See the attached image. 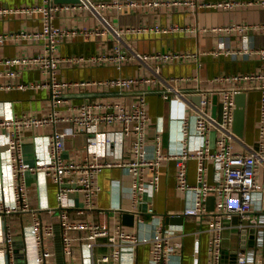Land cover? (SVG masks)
I'll use <instances>...</instances> for the list:
<instances>
[{"label":"built area","instance_id":"obj_1","mask_svg":"<svg viewBox=\"0 0 264 264\" xmlns=\"http://www.w3.org/2000/svg\"><path fill=\"white\" fill-rule=\"evenodd\" d=\"M261 4L264 0H81L80 2H56L44 0L41 4H30L16 7L0 6V14L25 13L40 15L42 24L39 28H23L0 31V47L7 43L37 44L40 49L34 53L17 56H0V89H49L51 110L48 114L24 112L20 114L0 115V141L6 136L11 152L13 177L12 202L0 200V215L5 217L6 241L8 243L9 260L6 264H18L14 252V240L7 217L13 213L32 210L33 222L30 226L33 233L37 260L47 264L52 252L46 246V239L55 233V224L45 220L44 216L31 209L28 197L29 188L25 180L27 169L36 172L44 171L51 175L58 186V209L61 224L63 249L66 256L72 258L73 240L71 231H83L81 239L88 240L91 248L105 238L108 251L101 255L93 254L92 264H120L126 250L132 252L141 243L151 245L149 264H171V255L184 246V232L179 233L176 227L159 228L154 235L142 236L130 231L120 223L110 224L107 221H96L92 218H74L70 208L83 214L88 208L96 207V199L102 191L98 176L109 167H123L132 180V196L136 201L142 197L148 187L158 189L160 185V167L163 159L174 158L177 167V188L180 191L193 190L195 203L187 206L178 215L203 218L208 223L210 232L209 261L207 264H229L224 246V230L227 219H236L235 226L254 229V243L249 248L238 252L236 264H264V184L261 180V167L264 168V46L253 47L243 45L234 50L226 42L210 51H174L161 50L140 52L129 50L123 46L126 33L135 34H169L173 32H207L209 30L232 33L247 29L263 28L262 24L231 23L221 27H199L197 25L179 24H139L133 26H113L105 17L104 11L116 7L149 6L177 10L183 7H210L232 9L239 5ZM80 9L88 10L101 20L102 25L90 27L62 26L55 23L58 13H75ZM112 33L117 43L112 50L90 55L77 54L60 56L58 48L64 39L78 35H104ZM235 53L237 55L256 54L260 58V67L249 72L218 74L210 78L208 87L193 86L185 89L182 82L200 79L199 75H173L162 77L160 65L165 62L195 60L201 66V56L205 53ZM139 61L149 75H116L99 81H74L61 78L59 68L63 63H91L95 65L114 64L122 67L130 61ZM24 68H37L45 75L38 83L20 81ZM89 83L104 84L123 93L135 86H141L137 97L131 105L118 100H85L80 104L68 103L69 91L73 86ZM151 83L147 89L144 84ZM155 86V87H153ZM160 91L164 98L177 97L185 101L189 114L182 122V147L175 154H166L162 148V137L157 135L155 153L148 151V128L152 116L148 111V92ZM260 92V115L258 119L259 136L255 144L246 143L234 129L235 95L239 92ZM198 93L199 102L192 99ZM219 96L218 112L213 114L214 96ZM67 106L65 113L61 107ZM57 122H69L75 129L55 130L51 135V159L42 164L31 165L24 161L22 154V134L25 129L38 128ZM111 129L102 130L101 126ZM77 132L89 134V154L83 159H65L62 151L66 138ZM200 138L196 146H192V136ZM126 139L129 140V156L125 157ZM114 155L115 158L108 157ZM191 159L198 162V174L195 183L189 179L188 163ZM208 163L216 167V177L210 181L207 176ZM148 173L150 176L148 177ZM80 192L84 195L85 205L67 204L68 195ZM215 195L216 204L209 208L207 201ZM53 214L56 210H46ZM149 211L154 212L151 207ZM105 212V211H103ZM139 223L144 217L138 214ZM70 264H78L71 261Z\"/></svg>","mask_w":264,"mask_h":264},{"label":"crops","instance_id":"obj_2","mask_svg":"<svg viewBox=\"0 0 264 264\" xmlns=\"http://www.w3.org/2000/svg\"><path fill=\"white\" fill-rule=\"evenodd\" d=\"M44 0H0V6L16 7L30 4H41ZM198 1H220V0H198ZM249 1V0H240ZM107 20L116 27L133 26L139 24H179L197 25L199 27H221L231 23L263 24L264 5L250 4L239 5L232 9H219L210 7L190 8L183 7L177 10L164 9L161 7L137 6L118 9L116 7L104 11ZM55 23L62 26L95 27L102 25L98 17L88 10L80 9L75 13H58ZM42 24L40 15H28L25 13L0 14V31L18 30L23 28H39ZM232 46L234 50L243 45L253 47L264 46V27L247 29V31H235L226 33L223 31L209 30L207 32H173L169 34H135L126 33L123 37V46L129 50L140 52H153L161 50L174 51H210L219 47L222 42ZM117 43L112 33L104 35H78L64 39L58 48L60 56L84 54L90 55L102 51H110ZM40 49L37 44L10 42L0 47V56H17L21 54L34 53ZM201 66L195 60L165 62L160 65L162 77L173 75H199L200 79L182 82L180 86L190 89L193 86L208 87L211 85L210 78L218 74L237 72H249L260 67L258 55H244L233 53H205L201 56ZM61 78L74 81H99L116 75H149L144 65L139 61H130L122 67L114 64L95 65L91 63L66 62L58 70ZM45 79V75L37 68H24L19 77L20 81L38 83ZM3 77L0 82H7ZM147 89L152 87L151 83L143 85ZM155 87V86H153ZM141 86H135L126 92L120 93L118 89L104 84L89 83L81 86H73L69 91L68 103L80 104L85 100H118L131 105L137 97ZM148 92V111L152 116L147 138L150 156L155 153V140L157 135L162 137V148L166 154H175L182 147V122L189 108L181 98H164L160 91ZM49 89H0V115L20 114L31 112L35 114H48L51 110V99ZM198 93L192 96L197 101ZM260 92L250 91L248 93V106L246 117V131L243 138L246 143L255 144L258 139V119L260 115ZM65 113L69 112L67 106L61 107ZM218 112V109H217ZM75 129L69 122H57L38 128L25 129L22 134V154L24 161L37 165L46 163L51 159V135L55 130ZM102 130L111 129L101 126ZM89 134L77 132L66 138V145L62 151L65 159H83L88 155ZM200 141L198 136L191 138L192 146ZM130 142L126 139L125 157L129 156ZM11 152L5 135L0 141V200L12 202L13 200V177L11 165ZM115 158L114 155H109ZM189 179L195 183L198 174V162L191 159L188 163ZM216 167L208 163L207 176L210 181L216 177ZM148 177L150 174L148 173ZM25 180L29 188L28 201L31 209L44 216L45 220H51L55 224V233L46 239V246L52 252L47 264H70L75 261L78 264H92L93 254L101 255L108 251L105 238L94 248L88 240L81 239L83 231H71L73 240L72 258L66 256L63 249L61 224L58 209V186L51 175L44 171L36 172L31 169L25 171ZM102 191L96 199V207L88 208L83 214L76 213L70 208L74 218H87L96 221H107L110 224L120 223L124 228L135 231L142 236H153L159 228L176 227L179 233L184 232V246L181 250L171 255V264H207L209 261L210 232L208 223L203 218L193 216L180 217L187 206L195 203L193 190L180 191L177 188V167L174 158L163 159L160 167V185L158 189L148 187L142 197L134 200L132 196V180L123 167L105 168L98 176ZM67 204L85 205L84 195L74 192L68 195ZM216 204L215 195H210L207 201L209 208L213 209ZM54 207L55 212L49 214L46 210ZM153 208L154 212L149 211ZM105 211V212H103ZM133 213L135 219L132 221L123 219V213ZM33 211L13 213L7 217L13 233V240L20 243L21 235L27 239L28 261L27 264H41L37 260V249L35 238L30 226L33 222ZM144 217V223H139L138 214ZM224 230L225 248L227 261L233 262V252L249 248L254 241L248 237L247 245L244 244L243 230L235 226L236 219H227ZM5 217L0 215V264H6L9 260L8 243L6 241ZM250 233V232H249ZM14 243V242H13ZM22 248V244L19 245ZM230 253V254H229ZM151 245L141 243L136 250H126L120 264H149ZM107 264V263H105Z\"/></svg>","mask_w":264,"mask_h":264},{"label":"water","instance_id":"obj_3","mask_svg":"<svg viewBox=\"0 0 264 264\" xmlns=\"http://www.w3.org/2000/svg\"><path fill=\"white\" fill-rule=\"evenodd\" d=\"M55 1L56 2H80L81 0H55ZM96 1H98V0H96ZM200 99H201V96L198 95L197 101L199 102ZM218 100H219V96L216 94L214 96V105H213V114L215 116L217 115ZM235 103H236V107H235V112H234L233 129L239 137L244 138L245 137V131H246L248 93L245 91L237 93L235 95ZM180 217H183V216L180 215ZM123 219L124 220L128 219V220L132 221L133 219H135V217H134L133 213H129L127 211H124ZM235 219H237V217ZM21 236H22L21 237V239H22L21 243H20L19 239H18V242L14 241V243H13L14 244V252H15L16 257L18 258V264H27V261H28V243H27L26 237H24L23 234ZM242 236H243L244 241L246 243L244 245L246 246L247 241H248V237L251 238L252 242L255 239L254 229L250 230V233L248 232L247 229H243ZM21 244L23 246L22 248H20V246H19ZM233 254H234V259H233V262L231 264H236L238 250L234 251ZM226 256H227V254H226ZM224 264H225V261H224Z\"/></svg>","mask_w":264,"mask_h":264},{"label":"rangeland","instance_id":"obj_4","mask_svg":"<svg viewBox=\"0 0 264 264\" xmlns=\"http://www.w3.org/2000/svg\"><path fill=\"white\" fill-rule=\"evenodd\" d=\"M260 174H261L262 183L264 184V168L263 167H261Z\"/></svg>","mask_w":264,"mask_h":264}]
</instances>
